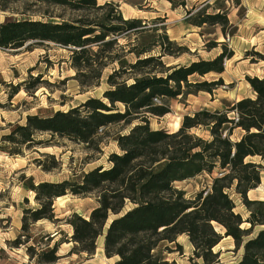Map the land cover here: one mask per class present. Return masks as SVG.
Returning <instances> with one entry per match:
<instances>
[{
    "label": "trees",
    "instance_id": "obj_1",
    "mask_svg": "<svg viewBox=\"0 0 264 264\" xmlns=\"http://www.w3.org/2000/svg\"><path fill=\"white\" fill-rule=\"evenodd\" d=\"M167 1L173 6L176 3ZM208 1L203 2L205 6ZM20 3L23 9L15 10L13 6ZM180 5L185 6V1L180 0ZM57 9L63 12L55 13ZM0 10L28 16L0 23V49L44 43L66 48L74 78L83 89L100 86L104 70L113 66L104 99L89 97L67 110L27 115L25 124L11 125L0 150L16 156L24 155V149L49 146V140L37 139L45 133L100 151L112 127L118 128L113 139L120 150L108 155V167L98 165L76 180L31 182L28 188L35 193L39 207L24 210L21 229L26 240L18 236L12 244H27L32 224L60 220L55 219L54 200L72 194L94 197L97 205L88 217L73 213L68 218L73 232L67 243L74 244L69 254L94 255L97 239L103 236L105 255L116 257L115 264H172L159 247L185 234L194 247L192 264H221L220 252L214 247L224 237H232L236 249L243 248L241 258L233 264H264V200L248 196L261 184V166L247 161L255 156L264 158V76H247L255 97L242 98L223 111L203 108L187 114L181 124L175 122V131L152 128L150 117L169 113L172 100L200 91L212 93L224 84L222 77L213 81L192 78L222 74L225 59H231L234 52L224 49L213 59L168 66L163 57L176 54V43L166 34L157 37V52L151 47L120 45L121 36L138 33L143 25L138 18H125L113 1L0 0ZM196 15L197 19H192V14L188 22L220 24L222 29L229 24L225 10H203ZM253 52L264 59V54ZM130 54H135L134 61L125 58ZM19 89L17 86L14 93ZM196 129L207 131L208 137L193 132ZM237 130L241 133L234 138ZM49 156L55 165L46 166L36 159L46 171L58 166L54 155ZM214 171L219 175L213 178L211 188L193 198L175 185ZM231 188L250 212L245 219L235 212V200L228 192ZM244 223L249 227H243ZM62 243L56 241L40 251L29 245L27 254L38 264H55Z\"/></svg>",
    "mask_w": 264,
    "mask_h": 264
},
{
    "label": "rangeland",
    "instance_id": "obj_2",
    "mask_svg": "<svg viewBox=\"0 0 264 264\" xmlns=\"http://www.w3.org/2000/svg\"><path fill=\"white\" fill-rule=\"evenodd\" d=\"M113 1L116 3L125 18H138L142 27L138 33H130L119 38V43L126 48L136 46L151 47L153 52L158 51L154 43L159 35L166 34L176 45L174 55H166L163 61L168 65L189 64L199 59H213L224 49L233 51L231 59H225V71L222 74L209 73L205 77L192 78L193 80L213 81L220 77L224 84L218 86L212 93L200 91L190 94L186 98L174 99L171 110L161 117H150L152 128H165L175 131V122L181 124L185 115L207 108L211 111H223L236 101L245 97H255L254 91L247 80V76H264V59H260L253 51L264 54V0H184L186 5L181 6L176 0L173 6L167 0H98L99 3ZM24 4L13 6L15 10L23 9ZM193 10L191 14L188 11ZM205 10L207 13L225 10L229 24L222 29L220 24H203L201 26L188 22L190 16L195 18L197 13ZM63 10L57 9L55 13ZM70 16V12H65ZM28 16L19 13L0 10V23L17 19H26ZM28 45V44H27ZM181 47V50H178ZM127 61H134L135 54L125 57ZM70 51L54 43H44L20 49H0V142L2 137L11 130V125L25 124L26 116L39 114L46 116L56 110H67L84 102L89 97L103 98V92L108 89L107 76L112 71L110 66L104 70L100 86L83 89L74 78L75 70L70 66ZM115 63L114 66H117ZM19 87L18 93H14ZM104 99V98H103ZM117 127H112L103 138L100 151H93L84 144L72 142L50 134L37 135L38 140H49L50 145L24 149V155L11 156L0 150V258H13L9 264L21 263L38 264L36 258L29 259L27 247H36L37 251L48 249L56 241L63 242L58 248L57 261L59 264H112L101 252L103 236L97 239V252L94 255L69 254L73 248L67 240L73 232L68 218L73 213L88 217L92 208L97 205L94 197H77L68 194L61 200H54L55 219L58 221L41 220L43 224H32L29 230L30 240L19 247L12 244L20 236L24 242L26 233L22 231V216L27 208H37L35 193L30 191L31 182L38 184L43 181L55 182L64 179L76 180L90 169L103 165L108 167V155L120 152L114 135ZM193 132L208 137V132L202 129ZM237 130L234 138L240 135ZM4 146L5 144H1ZM54 155L58 166L46 171L39 166L36 159L46 166L54 164ZM261 166V184L250 191L248 196L253 200H264V158L259 156L248 158ZM212 175L202 174L192 179L176 182L179 189L186 192L188 198H193L197 192L211 188ZM235 200V212L245 219L250 212L243 203L240 195L234 188L228 190ZM19 225V229L16 226ZM216 228L224 233V229L214 223ZM243 227H249L244 223ZM4 233V234H3ZM50 239L54 241L50 242ZM159 250L172 264H192L194 247L187 235L178 236L173 243H161ZM220 252L221 264H233L238 261L243 248L236 249L232 237L225 238L214 247ZM9 261V262H10Z\"/></svg>",
    "mask_w": 264,
    "mask_h": 264
},
{
    "label": "crops",
    "instance_id": "obj_3",
    "mask_svg": "<svg viewBox=\"0 0 264 264\" xmlns=\"http://www.w3.org/2000/svg\"><path fill=\"white\" fill-rule=\"evenodd\" d=\"M43 222L44 221H38V222H36V224H43ZM16 228L17 229H19V225L18 226H16ZM1 234V233H0ZM4 234V233H3ZM72 233H70V235H71ZM225 238H230V237H224L221 241H223ZM69 240V239H68ZM52 241H54V239H52ZM221 243V242H220ZM219 243V244H220ZM68 244H72V246L74 245L72 242H68ZM98 249V248H97ZM97 249H96V252H97ZM101 252L103 253V255H105V252H104V240H103V243H102V247H101ZM60 257L62 256V255H59ZM105 257H106V255H105ZM106 259L107 260H111V262H112V264H115V262H116V257H112V258H107L106 257ZM13 261V262H15L14 260H13V258L11 257V258H8L6 261L7 262H5V260H3V259H1L0 258V264H9V263H11V261ZM10 261V262H9ZM18 264H27V261H25V259H23L22 261H21V263H18ZM55 264H59V263H55Z\"/></svg>",
    "mask_w": 264,
    "mask_h": 264
},
{
    "label": "bare ground",
    "instance_id": "obj_4",
    "mask_svg": "<svg viewBox=\"0 0 264 264\" xmlns=\"http://www.w3.org/2000/svg\"><path fill=\"white\" fill-rule=\"evenodd\" d=\"M250 191H252V190H250ZM250 191H249V192H250ZM56 200H61V197H57Z\"/></svg>",
    "mask_w": 264,
    "mask_h": 264
}]
</instances>
